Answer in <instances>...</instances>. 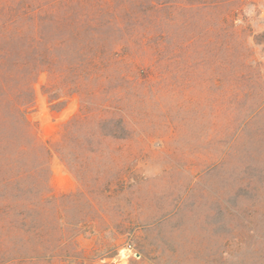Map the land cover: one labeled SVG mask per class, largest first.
<instances>
[{"label":"rangeland","instance_id":"374dc122","mask_svg":"<svg viewBox=\"0 0 264 264\" xmlns=\"http://www.w3.org/2000/svg\"><path fill=\"white\" fill-rule=\"evenodd\" d=\"M180 1L60 3L79 14L68 29L104 13L81 38L117 54L106 121L97 114L78 133L108 135L76 174L53 151L54 198L0 196L13 207L0 213V264H264V0ZM47 83L41 73L27 117L53 147L81 97L51 98Z\"/></svg>","mask_w":264,"mask_h":264},{"label":"trees","instance_id":"16d2710c","mask_svg":"<svg viewBox=\"0 0 264 264\" xmlns=\"http://www.w3.org/2000/svg\"><path fill=\"white\" fill-rule=\"evenodd\" d=\"M67 1L48 0L47 4L34 7L27 3L15 10L11 0L0 2V187L16 189L10 195L0 196L10 204L13 198L20 196L33 197L34 202L40 204L56 196L49 169L53 151L75 174L78 167H87L89 157L103 153V148L96 147L93 141L98 139L102 143L108 133L86 130L79 137L78 127L97 114L106 121L108 90L105 81L112 58L117 54L107 52L103 44H96L92 39L81 38L84 32L98 34L103 12L90 15V23L82 24L81 28L68 29L65 21L74 18L77 12L61 13L60 3ZM235 1L185 0L179 3L185 9H217ZM21 2L26 3L18 0ZM84 15L82 13L79 19ZM41 73L47 74L45 89L54 92L51 98L72 94L81 97L79 112L63 125L61 137L53 142V147L37 136L27 117V109L34 100V83ZM96 97L103 102L94 108ZM12 208L6 204L0 207V213ZM41 211V207H29V212Z\"/></svg>","mask_w":264,"mask_h":264}]
</instances>
